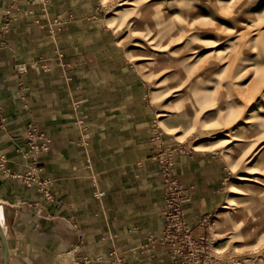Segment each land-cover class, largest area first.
Segmentation results:
<instances>
[{"label": "crops", "instance_id": "obj_1", "mask_svg": "<svg viewBox=\"0 0 264 264\" xmlns=\"http://www.w3.org/2000/svg\"><path fill=\"white\" fill-rule=\"evenodd\" d=\"M85 1L0 0L8 264H76L84 256L89 264H175L174 244L163 241L168 184L159 157L167 139L142 104L141 82L100 41L106 30ZM31 126L38 143L40 133L51 138L48 149L29 151ZM171 171L187 190L185 220L199 237L222 202L221 168L193 152L178 154Z\"/></svg>", "mask_w": 264, "mask_h": 264}, {"label": "rangeland", "instance_id": "obj_2", "mask_svg": "<svg viewBox=\"0 0 264 264\" xmlns=\"http://www.w3.org/2000/svg\"><path fill=\"white\" fill-rule=\"evenodd\" d=\"M85 3L110 56L141 82L174 164L201 152L221 168L222 202L201 235L207 264H264V0Z\"/></svg>", "mask_w": 264, "mask_h": 264}, {"label": "built area", "instance_id": "obj_3", "mask_svg": "<svg viewBox=\"0 0 264 264\" xmlns=\"http://www.w3.org/2000/svg\"><path fill=\"white\" fill-rule=\"evenodd\" d=\"M37 131V128L34 126L28 129L29 151L38 152L50 147L51 138L47 134H39V137H44L45 141L41 143L36 141ZM0 159V164L3 166L6 158L4 155H0ZM159 160L163 164L162 172L168 184L164 206L167 223L163 241L174 244L172 256L175 259V264H207L204 255L206 240L204 236H195L185 220L184 202L188 200L187 190L179 179L172 178L171 167L175 161V153L173 150L163 152ZM28 179H30V176H28ZM33 183L38 184L41 189H48L46 188L45 181L32 179L30 184ZM90 261V258L87 256L79 257L76 259V264H89Z\"/></svg>", "mask_w": 264, "mask_h": 264}, {"label": "water", "instance_id": "obj_4", "mask_svg": "<svg viewBox=\"0 0 264 264\" xmlns=\"http://www.w3.org/2000/svg\"><path fill=\"white\" fill-rule=\"evenodd\" d=\"M0 236H1L3 244H4V264H8V257H9L8 241L6 238V234L2 228L1 222H0Z\"/></svg>", "mask_w": 264, "mask_h": 264}, {"label": "bare ground", "instance_id": "obj_5", "mask_svg": "<svg viewBox=\"0 0 264 264\" xmlns=\"http://www.w3.org/2000/svg\"><path fill=\"white\" fill-rule=\"evenodd\" d=\"M249 120H244L243 122H248ZM250 122V121H249ZM255 157V155L252 157V158H254ZM250 160H251V158H250ZM242 180H254L252 177H248V176H241L240 177Z\"/></svg>", "mask_w": 264, "mask_h": 264}]
</instances>
